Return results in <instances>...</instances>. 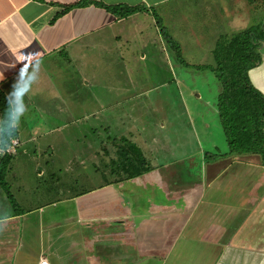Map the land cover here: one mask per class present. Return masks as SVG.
Wrapping results in <instances>:
<instances>
[{
  "label": "crops",
  "instance_id": "0c3cea01",
  "mask_svg": "<svg viewBox=\"0 0 264 264\" xmlns=\"http://www.w3.org/2000/svg\"><path fill=\"white\" fill-rule=\"evenodd\" d=\"M111 7L143 10L120 17ZM162 26L194 66L214 64L221 37L253 29L260 60L248 76L264 96V0H0V90L20 143L8 185L22 179L26 144L47 137L65 143L60 134L77 123H85L83 144H100L84 150L100 162L96 174H113L123 139L154 167L85 186L56 206L13 209L1 198L0 264H264V165L256 154L230 152L219 81L204 100L199 88L181 91L171 70L179 100L167 98ZM96 84L103 94L90 90ZM148 106L162 117L148 115ZM156 120L159 135L150 130ZM101 129L115 135L101 140Z\"/></svg>",
  "mask_w": 264,
  "mask_h": 264
},
{
  "label": "trees",
  "instance_id": "16d2710c",
  "mask_svg": "<svg viewBox=\"0 0 264 264\" xmlns=\"http://www.w3.org/2000/svg\"><path fill=\"white\" fill-rule=\"evenodd\" d=\"M73 5H68V11ZM114 14L120 17L127 16L142 8L111 7ZM162 28L165 40L172 43L178 51L177 57L182 64H187L182 57L179 45ZM254 30L248 29L232 37H221L213 50V65L196 66L198 70H210L217 77L221 85L218 97L219 119L225 134L227 144L232 153L256 154L264 165V96L251 84L248 70L256 66L260 55L253 45ZM0 186L8 190L6 176L11 169L14 153H8L12 139L17 138V129L13 126V111L9 99L0 90ZM118 149L119 160L114 162L113 174L105 180V184H112L130 180L144 175L154 169L141 149L127 139L121 140ZM66 186L67 183L59 182L56 187ZM83 189L81 194L85 193ZM81 194H75L78 196ZM12 197V196H10Z\"/></svg>",
  "mask_w": 264,
  "mask_h": 264
},
{
  "label": "rangeland",
  "instance_id": "374dc122",
  "mask_svg": "<svg viewBox=\"0 0 264 264\" xmlns=\"http://www.w3.org/2000/svg\"><path fill=\"white\" fill-rule=\"evenodd\" d=\"M168 35H170L171 31H166ZM174 32V31H173ZM171 36V35H170ZM172 41L175 43V39L171 36ZM177 43V42H176ZM181 51V49H180ZM178 52L173 46L172 43L168 42V48H167V54L169 56L168 58V86H167V98L170 99L172 102H176L179 100V93H178V86L176 85V80L174 77L170 75V71L173 70V72L176 71V75L182 79L181 85H179V89L184 91V93L188 94V90L191 89H201L204 100L208 99L209 94H211V91L213 88L215 89V83H218L215 75L211 71H201L196 68V66L192 64H182L180 61V58L177 57ZM162 53H164L162 51ZM182 53V52H181ZM183 57V55H182ZM184 59V58H183ZM186 61V60H185ZM164 67H162L163 69ZM153 70L152 72L153 75ZM163 72V70H162ZM148 73V72H146ZM204 75V76H203ZM100 83H107L108 81H100ZM99 84V83H97ZM96 85H93L94 88H90V90L97 94H103L104 88L98 87ZM188 96V95H187ZM111 97H105V100L110 99ZM141 98V97H139ZM150 98V97H149ZM157 98L154 95L151 96L150 100L154 101V99ZM147 100L148 97H142L140 100ZM163 99V96L161 97ZM198 102V101H197ZM197 102H195L194 95L193 100L188 99V104L190 106L191 112H193L192 106H197ZM136 109H142L143 104L139 102V100H136L135 102ZM148 115L155 116L157 120H159L162 116V113L160 112H154L152 111V108L148 106ZM146 113V114H147ZM144 114V113H143ZM100 116V115H99ZM148 120L152 122L155 121V119L148 118ZM153 125L150 130L155 134L159 135L160 129L159 125L157 124ZM93 123H96L95 121H90ZM99 124V122H98ZM85 125V123L83 124ZM83 125H80V123L73 124L70 127L66 128L60 136H65L66 141L65 143H55L56 140H54L53 143H50L53 140L52 138H39V141L36 143H29L25 145V148L28 149V151H25L26 155L22 156V159H24L23 163L25 166L23 167L22 175V181L19 180V178L13 177L12 182H9L8 190H5L2 192V197L4 201L7 200L8 204L13 207H20L24 210L27 208H30L32 206L38 205V204H44V206H51L55 204V206L59 203L61 196H74L75 194H81L83 192V189L86 187H90L91 185H97L100 181H105L106 177L99 174H96L95 168L93 167V164L100 165V162L98 163V160L93 157L89 159L84 155V150L88 147L89 150L92 149L93 145L95 150L100 147L99 143L93 144V145H87L83 144ZM31 127H27V129H30ZM28 130L30 134H34L33 132L38 131ZM113 129H108L105 133L101 129L100 139L103 140H109V138H106L110 135H115L112 132ZM108 132V133H107ZM224 134V132H223ZM103 136H105L103 138ZM181 136V135H178ZM183 137V136H182ZM112 140H115L116 138L112 137L110 138ZM123 145L121 144V141H119V144L115 145L117 149H119ZM19 147V146H18ZM193 144L190 143L189 148H192ZM18 148H16L15 152ZM158 150V149H156ZM22 151V150H21ZM89 152V151H88ZM28 159V160H26ZM22 162V160H21ZM85 168L87 170H85ZM20 172V169H19ZM86 173V176H82V174ZM88 173H91L88 176ZM107 178H113L107 176ZM59 181H63V183H67L65 188H63L62 191H54L55 187L54 185H58ZM64 187V186H62ZM68 188V189H67ZM1 196V194H0ZM12 196V197H10ZM7 197L10 198V200L14 201V206L10 200L7 199ZM6 199V200H5ZM6 202V203H7ZM5 203V202H4ZM59 207H61L59 205ZM12 208H10L11 210ZM3 211L4 208H1ZM49 211L51 210H59V208H48Z\"/></svg>",
  "mask_w": 264,
  "mask_h": 264
},
{
  "label": "built area",
  "instance_id": "2783aa9c",
  "mask_svg": "<svg viewBox=\"0 0 264 264\" xmlns=\"http://www.w3.org/2000/svg\"><path fill=\"white\" fill-rule=\"evenodd\" d=\"M19 144L20 143H19L18 139H12L11 147L8 148L7 152L8 153H14L16 148L19 146ZM40 264H48V263L46 261L41 260Z\"/></svg>",
  "mask_w": 264,
  "mask_h": 264
},
{
  "label": "clouds",
  "instance_id": "9594fccd",
  "mask_svg": "<svg viewBox=\"0 0 264 264\" xmlns=\"http://www.w3.org/2000/svg\"><path fill=\"white\" fill-rule=\"evenodd\" d=\"M32 65H39V61H37L36 63L32 64Z\"/></svg>",
  "mask_w": 264,
  "mask_h": 264
}]
</instances>
